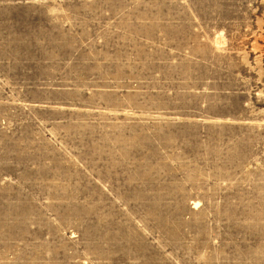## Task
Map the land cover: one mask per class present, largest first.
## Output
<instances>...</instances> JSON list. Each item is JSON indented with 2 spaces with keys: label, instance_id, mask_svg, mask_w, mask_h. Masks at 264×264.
<instances>
[{
  "label": "rangeland",
  "instance_id": "374dc122",
  "mask_svg": "<svg viewBox=\"0 0 264 264\" xmlns=\"http://www.w3.org/2000/svg\"><path fill=\"white\" fill-rule=\"evenodd\" d=\"M0 264H264V0H0Z\"/></svg>",
  "mask_w": 264,
  "mask_h": 264
},
{
  "label": "bare ground",
  "instance_id": "6f19581e",
  "mask_svg": "<svg viewBox=\"0 0 264 264\" xmlns=\"http://www.w3.org/2000/svg\"><path fill=\"white\" fill-rule=\"evenodd\" d=\"M119 172V171H118ZM77 193V192H76ZM78 197V196H77Z\"/></svg>",
  "mask_w": 264,
  "mask_h": 264
}]
</instances>
